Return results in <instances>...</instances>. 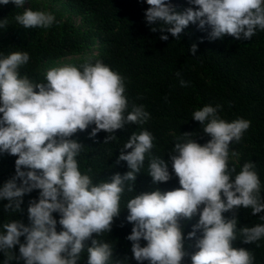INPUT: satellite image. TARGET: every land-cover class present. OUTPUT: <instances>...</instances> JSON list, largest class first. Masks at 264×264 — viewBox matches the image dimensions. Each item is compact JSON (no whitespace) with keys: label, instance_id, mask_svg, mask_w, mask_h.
<instances>
[{"label":"clouds","instance_id":"obj_1","mask_svg":"<svg viewBox=\"0 0 264 264\" xmlns=\"http://www.w3.org/2000/svg\"><path fill=\"white\" fill-rule=\"evenodd\" d=\"M9 3L24 9L25 0H0V4ZM146 3L145 21L150 30L170 33L175 39L190 24L199 30L210 28L208 39L212 41L224 36L251 40L257 29L264 31V0H187L189 6L183 10L172 0ZM14 20L25 29L48 28L55 16L28 8ZM8 26L7 19L0 20V29ZM159 38L167 41L169 36ZM197 50L196 43L189 48L193 56ZM29 60L26 51L0 58V153L18 157L15 175L0 187V200L8 202L4 210L22 213L24 196L39 190L38 199L29 201L27 225L19 219L2 225L4 264H78L85 249L87 264H111L113 247L98 237L112 231L126 183L135 185L146 156L153 184L172 178L170 162L181 187L144 192L128 201L126 219L133 228L126 239L132 242L133 258L139 264H184L189 252L181 221L198 216L187 235L188 240H195L197 249L190 256L191 264H253V253L233 247V242L239 232L243 243L259 247L264 224L238 229L235 213L240 208L250 209L252 215L264 212L261 181L255 163H244L239 172L229 165L230 145L241 141L251 121L238 118L229 122L218 114L220 105H205L192 113V119L211 139L201 145L192 138L193 133L181 134L168 153L169 161L151 155L154 136L150 131L133 132L116 161L127 162L129 170L93 183L92 169L82 174L76 159L84 145L72 137L95 125L90 138L104 131L108 135L103 144H108L117 139V130L145 124L150 113L134 103L129 110L124 77L100 60L48 69L42 83L21 76L19 70ZM180 84L188 86L183 79ZM127 190L131 192L133 187ZM226 212L234 215L226 218ZM89 240L91 246L86 247ZM141 240L146 241L145 246Z\"/></svg>","mask_w":264,"mask_h":264},{"label":"trees","instance_id":"obj_2","mask_svg":"<svg viewBox=\"0 0 264 264\" xmlns=\"http://www.w3.org/2000/svg\"><path fill=\"white\" fill-rule=\"evenodd\" d=\"M55 1L62 2V7L80 16L85 26L78 28L70 18H63L59 13L51 27L25 29L14 20L24 9L12 3L0 4V20L7 19L9 25L0 29V58L17 51L28 52L30 60L19 71L21 76L27 75L35 83L46 82L48 69L64 65L79 66L86 59L93 63L100 60L124 77L129 110L134 103L143 105L150 113V119L145 124L126 125L124 129L117 130V139L108 144H103L108 135L104 131L90 138L95 125L75 134L72 139L84 145L76 158L82 174L91 168L89 174L93 183H100L110 180L117 172L126 173L129 170L127 162L117 164L116 161L120 148L133 132L150 131L154 136L151 155L165 161H169L168 153L174 147L176 138L183 133H193L192 138L203 145L211 137L203 132L199 122L192 119V113L205 105H220L218 114L221 118L229 122L238 118L251 121L241 141L230 145L229 165L235 166L239 172L244 163H255L261 181V195L264 197V31L257 29L251 40L224 36L212 41L208 39L210 28L199 30L197 25L190 24L181 38L175 39L170 33L150 30L145 21V11L149 7L146 0ZM172 2L178 10L189 6L187 0ZM30 8L44 11L39 0H31ZM162 34H167L169 39L160 40ZM193 43L198 45L196 56L189 51ZM177 73L180 75L177 76ZM181 79L188 82L187 87L181 86ZM17 158L0 153V187L15 175ZM148 163L149 157L146 156L135 185L131 181L126 183L120 201L121 212L114 219L112 231L98 237L113 247L111 264H115L116 260L123 261V264H139L133 258L132 242L126 239L133 228V224L126 219L128 201L144 192L157 189L166 192L181 187L170 162L172 178L166 183L153 184L148 175ZM128 186H132L133 191L129 192ZM38 197L39 190L26 194L22 213L6 212L3 206L8 202L0 200V231L4 223L17 219L27 225L29 201ZM53 215L59 220L58 213ZM233 215V212L224 213L226 218ZM235 215L238 229L264 224V220L260 219L264 212L252 215L250 209L240 208ZM198 219L195 216L191 220L181 221L185 249L189 252L184 264H191L190 256L197 250L195 240H188L187 235ZM60 230L58 224L57 231ZM200 235L198 232L197 236ZM237 235L238 240L233 242V247L251 251L255 257L253 264H264V238L257 242L260 245L257 247L256 243H243L239 232ZM23 240L24 237H21ZM141 245L145 246L146 241L141 240ZM87 246H91L90 240L86 241ZM15 253L19 255V246ZM4 260V253L0 252V264H4ZM11 264L17 262L12 261ZM19 264H23V261ZM78 264H87L86 249Z\"/></svg>","mask_w":264,"mask_h":264},{"label":"rangeland","instance_id":"obj_3","mask_svg":"<svg viewBox=\"0 0 264 264\" xmlns=\"http://www.w3.org/2000/svg\"><path fill=\"white\" fill-rule=\"evenodd\" d=\"M43 6V10L50 12L54 16L57 14H62L63 18H70L72 22L78 27L83 28L85 24L81 20L80 16L75 14L70 9H66L62 7V2L55 1V0H39ZM31 6V0H26L24 4V9H28Z\"/></svg>","mask_w":264,"mask_h":264}]
</instances>
